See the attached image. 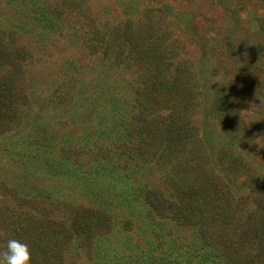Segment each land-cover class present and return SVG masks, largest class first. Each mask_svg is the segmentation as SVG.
<instances>
[{"label":"rangeland","instance_id":"obj_1","mask_svg":"<svg viewBox=\"0 0 264 264\" xmlns=\"http://www.w3.org/2000/svg\"><path fill=\"white\" fill-rule=\"evenodd\" d=\"M8 238L32 264H264V0H0Z\"/></svg>","mask_w":264,"mask_h":264},{"label":"clouds","instance_id":"obj_2","mask_svg":"<svg viewBox=\"0 0 264 264\" xmlns=\"http://www.w3.org/2000/svg\"><path fill=\"white\" fill-rule=\"evenodd\" d=\"M0 264H32L31 250L26 243L8 238L0 249Z\"/></svg>","mask_w":264,"mask_h":264},{"label":"trees","instance_id":"obj_3","mask_svg":"<svg viewBox=\"0 0 264 264\" xmlns=\"http://www.w3.org/2000/svg\"><path fill=\"white\" fill-rule=\"evenodd\" d=\"M43 240L46 242V244L50 243L52 241L50 238L44 235Z\"/></svg>","mask_w":264,"mask_h":264}]
</instances>
